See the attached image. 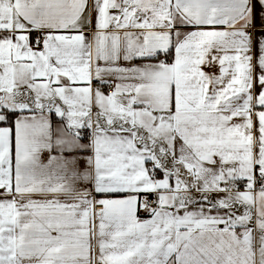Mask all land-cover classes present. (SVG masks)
Segmentation results:
<instances>
[{
  "label": "snow or ice",
  "instance_id": "1",
  "mask_svg": "<svg viewBox=\"0 0 264 264\" xmlns=\"http://www.w3.org/2000/svg\"><path fill=\"white\" fill-rule=\"evenodd\" d=\"M0 264H264V0H0Z\"/></svg>",
  "mask_w": 264,
  "mask_h": 264
}]
</instances>
